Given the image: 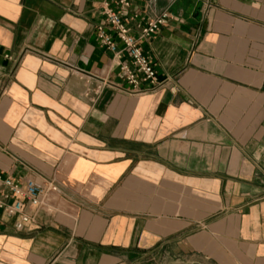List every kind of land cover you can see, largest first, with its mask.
Wrapping results in <instances>:
<instances>
[{
    "label": "crops",
    "instance_id": "1",
    "mask_svg": "<svg viewBox=\"0 0 264 264\" xmlns=\"http://www.w3.org/2000/svg\"><path fill=\"white\" fill-rule=\"evenodd\" d=\"M106 2L0 0V172L58 186L0 264H264V0H133L144 94L97 90Z\"/></svg>",
    "mask_w": 264,
    "mask_h": 264
},
{
    "label": "built area",
    "instance_id": "2",
    "mask_svg": "<svg viewBox=\"0 0 264 264\" xmlns=\"http://www.w3.org/2000/svg\"><path fill=\"white\" fill-rule=\"evenodd\" d=\"M116 7L105 3L104 19L98 25L97 33L102 46L113 53V61L118 70L117 75L127 86L121 87L111 79H101L99 90L105 85L121 88L129 93L144 94L161 89L164 81L159 80L157 62L146 52L142 42L158 36L162 27L171 18L167 10L151 18L146 25L134 31L127 23V14L133 0H112ZM50 190H58L54 180L39 181L38 178L17 179L11 174L0 172V214L14 218L15 228L19 231L35 224V215L30 208L46 205ZM1 224V218H0Z\"/></svg>",
    "mask_w": 264,
    "mask_h": 264
},
{
    "label": "rangeland",
    "instance_id": "3",
    "mask_svg": "<svg viewBox=\"0 0 264 264\" xmlns=\"http://www.w3.org/2000/svg\"><path fill=\"white\" fill-rule=\"evenodd\" d=\"M178 260H173L172 258L170 259V264H177Z\"/></svg>",
    "mask_w": 264,
    "mask_h": 264
}]
</instances>
